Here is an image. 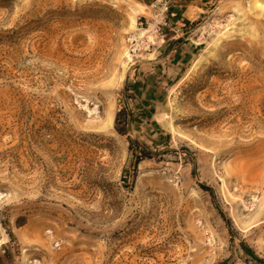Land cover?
I'll use <instances>...</instances> for the list:
<instances>
[{"label":"rangeland","instance_id":"rangeland-1","mask_svg":"<svg viewBox=\"0 0 264 264\" xmlns=\"http://www.w3.org/2000/svg\"><path fill=\"white\" fill-rule=\"evenodd\" d=\"M0 264H264V0H0Z\"/></svg>","mask_w":264,"mask_h":264},{"label":"crops","instance_id":"crops-1","mask_svg":"<svg viewBox=\"0 0 264 264\" xmlns=\"http://www.w3.org/2000/svg\"><path fill=\"white\" fill-rule=\"evenodd\" d=\"M189 3H193V2H189ZM186 8H185V10L182 12V13H179V12H177V16L178 17H181V18H185V22L184 23H182V22H177V24H178V26H182V27H185V25L186 24H188V22L189 21H187V20H189L187 17H185V14L187 13V8H188V6H185ZM182 19H180V21H181ZM176 23V22H175ZM170 44H168L167 46H169ZM179 45H181V44H179Z\"/></svg>","mask_w":264,"mask_h":264},{"label":"bare ground","instance_id":"bare-ground-1","mask_svg":"<svg viewBox=\"0 0 264 264\" xmlns=\"http://www.w3.org/2000/svg\"><path fill=\"white\" fill-rule=\"evenodd\" d=\"M132 25H133V22H132Z\"/></svg>","mask_w":264,"mask_h":264},{"label":"trees","instance_id":"trees-1","mask_svg":"<svg viewBox=\"0 0 264 264\" xmlns=\"http://www.w3.org/2000/svg\"><path fill=\"white\" fill-rule=\"evenodd\" d=\"M257 260H259V259H257Z\"/></svg>","mask_w":264,"mask_h":264}]
</instances>
